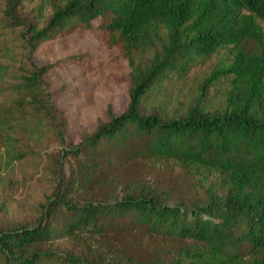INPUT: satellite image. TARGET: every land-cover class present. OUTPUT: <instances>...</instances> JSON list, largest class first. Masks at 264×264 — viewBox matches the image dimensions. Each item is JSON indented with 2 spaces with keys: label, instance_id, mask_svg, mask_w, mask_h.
I'll return each instance as SVG.
<instances>
[{
  "label": "trees",
  "instance_id": "1",
  "mask_svg": "<svg viewBox=\"0 0 264 264\" xmlns=\"http://www.w3.org/2000/svg\"><path fill=\"white\" fill-rule=\"evenodd\" d=\"M261 21L264 0H0V131L46 117L65 142L52 67L34 54L68 30L121 49L132 81L127 108L67 150L38 219L0 228V264H264ZM221 50L183 114L145 105ZM218 83L225 104L210 110ZM137 165L143 173L124 182ZM179 171L175 184L168 173ZM199 187L207 197L191 199Z\"/></svg>",
  "mask_w": 264,
  "mask_h": 264
},
{
  "label": "rangeland",
  "instance_id": "2",
  "mask_svg": "<svg viewBox=\"0 0 264 264\" xmlns=\"http://www.w3.org/2000/svg\"><path fill=\"white\" fill-rule=\"evenodd\" d=\"M261 25L264 29L263 21ZM157 46L154 43L153 48H148L146 57H151ZM225 57L226 52L219 51L205 64L192 69L185 79L168 83L159 93H153L145 105L167 114H183L198 96L199 85L208 72ZM34 60L52 67L45 79L65 142L62 143L57 128L46 117H41L35 125L27 114V120L14 129L0 131V228L34 223L52 192L54 172L58 169L62 175L67 173L72 160L66 158L67 150L93 132L101 121L108 120L110 109L119 114L130 101L132 81L128 58L121 49L102 43L89 30L71 29L44 41ZM225 89L222 83L210 87L205 102L210 110L224 106ZM144 170L138 165L133 170L130 167L124 182H133L135 174ZM170 173L169 179L175 184L183 178L180 171ZM111 189L109 184L102 191L106 194ZM206 197L205 188L191 189V199ZM86 242L80 237L65 240L58 246L69 249Z\"/></svg>",
  "mask_w": 264,
  "mask_h": 264
}]
</instances>
